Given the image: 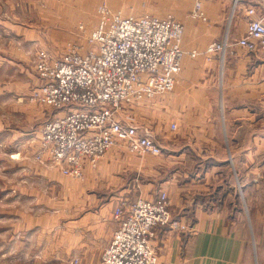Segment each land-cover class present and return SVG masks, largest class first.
<instances>
[{
	"label": "crops",
	"instance_id": "crops-1",
	"mask_svg": "<svg viewBox=\"0 0 264 264\" xmlns=\"http://www.w3.org/2000/svg\"><path fill=\"white\" fill-rule=\"evenodd\" d=\"M184 2L181 45L188 52L220 38L232 9V23L236 26L230 23L229 40L235 41L245 31V8L259 0H200L206 18L203 21L189 16L194 0ZM236 56H230L225 66L251 61ZM193 60L187 54L183 56L172 92L155 96L125 115L139 126H149L156 118L160 128L152 129V135L161 152L133 154L119 141L100 157L96 167L85 166L82 190L92 186L96 192L85 193V198L75 201L69 192V209L76 205L80 213L69 215L60 225L62 215L54 209L58 213L50 218H56L57 223L41 227L44 231L39 233L47 239L45 246L36 247L42 254L50 259L59 253L69 254V258L78 257L82 264H92L117 226L112 210L117 200H126L123 194L151 199L165 192L173 220L185 229H155L151 242L156 248L157 264H253L254 248L264 264V218L259 212L250 214L243 182L238 192L222 184L228 183L225 175L233 173L231 166H236L237 158H249L250 153L249 147L237 153L227 146L234 142L229 130L233 125L231 115H240L237 122L242 126H254L256 120L261 129L253 140L258 148L260 143L264 146V73L227 68L220 79L216 59L203 69H196L197 62ZM237 99H241L240 105H235ZM216 147L222 151H214ZM257 156L264 159V147ZM47 169L60 173L56 168ZM243 171L241 167L237 173ZM112 190L116 201L104 197ZM59 229L64 234V247L58 245ZM251 235L256 247L251 245Z\"/></svg>",
	"mask_w": 264,
	"mask_h": 264
},
{
	"label": "rangeland",
	"instance_id": "rangeland-1",
	"mask_svg": "<svg viewBox=\"0 0 264 264\" xmlns=\"http://www.w3.org/2000/svg\"><path fill=\"white\" fill-rule=\"evenodd\" d=\"M195 1L200 3V0ZM185 7L184 0H0V264H75L72 262L75 258L82 264L78 257L69 258V254L59 253L50 259L36 247L47 244L45 243L47 239L39 236V233L44 231L41 227L55 224L56 218H50L51 216L59 212L62 215L59 218L58 225H60L61 221L69 219V215L80 213L76 210V205L69 209V192L72 193L70 197H73L74 201L85 198V193L96 192V188L92 186L89 187L90 190H82L83 175L79 179L70 177L63 173L61 166L37 158L40 154L42 126L66 111L65 107L40 104L36 100L39 88H43L48 83V79L41 76L37 70L39 51H44L46 57L52 58L50 61L46 60L47 64H51L71 50L83 53L92 49L87 39L100 20L102 9L108 11L109 15L122 17L150 15L158 18L170 16L181 22L180 17ZM192 8L189 10V16L200 20L192 16ZM232 16L233 9L227 20V28L220 38L191 49L197 52L196 56L192 57L193 61L197 62L194 66L196 69H203L212 59H216L215 70H218L220 79L227 68L248 71L256 69L264 73V49L247 52L235 44L240 36L235 41L229 40L230 28L236 26L232 23ZM213 42L224 44V50L214 51L213 54L205 53L204 51ZM182 43L183 39H181ZM182 50L184 55H188L189 51L186 52L184 48ZM238 55L248 57L251 61L246 65L231 63L233 66H225L230 56L238 57ZM149 101L151 100L145 99L135 104L122 105L118 117L127 119L125 115H128L127 113L133 108L141 104L145 105ZM240 103L241 99L235 101V105ZM69 110H73L71 105ZM238 117L240 115L230 116L233 125L229 130L234 142L231 145L227 143V146L237 153L249 147V158L247 156L243 159L237 158V168L233 163L231 166L233 173L230 171L225 175L228 183L222 181V184L226 185L224 188L230 186L231 191L238 192L239 184L243 182L244 189H247L250 214L259 212L260 217L264 218V159L262 156H257L261 146L262 149L264 146L260 143L258 148V143L253 140V135L261 129V126L257 127L256 120L254 126H242L237 122ZM153 120L149 126L141 125L151 128L149 129L151 134L152 129L160 128L156 118ZM214 151H222V149L216 147ZM238 167L244 169L243 174L237 173ZM47 168H56L60 173ZM45 171L49 174H44ZM114 192L107 191L106 196H103L116 201L117 195ZM122 198L127 201L135 200V197H130L129 194H123ZM122 201V199L117 200V205L115 204L112 210L117 225L118 219L115 218L114 211ZM54 209L59 211L56 212ZM171 214L173 215L172 211ZM58 232L60 237L58 245L64 247L61 240L63 231L59 229ZM250 240L251 245L256 247L252 235ZM253 262V264H263L256 248H254Z\"/></svg>",
	"mask_w": 264,
	"mask_h": 264
},
{
	"label": "built area",
	"instance_id": "built-area-1",
	"mask_svg": "<svg viewBox=\"0 0 264 264\" xmlns=\"http://www.w3.org/2000/svg\"><path fill=\"white\" fill-rule=\"evenodd\" d=\"M244 13L245 31L235 44L247 52L263 50L264 0L247 6ZM101 14L87 39L92 49L83 53L71 50L51 64L46 60L52 58L44 51L38 53L37 70L48 83L39 88L36 100L66 111L42 126L37 158L61 166L63 173L78 179L85 165L94 167L119 141L132 153H160L148 127L118 114L124 104L172 91L184 56L183 25L176 19L122 17L104 9ZM192 16L206 19L198 1ZM224 47L213 42L204 52L213 54ZM196 54L195 50L188 52L190 57ZM114 213L118 225L94 264H157L151 242L155 229L185 228L173 220L165 192L151 199L123 200ZM72 262L80 264L77 258Z\"/></svg>",
	"mask_w": 264,
	"mask_h": 264
}]
</instances>
